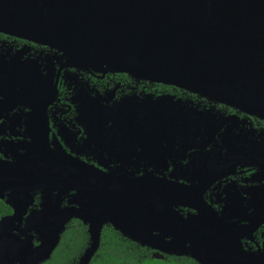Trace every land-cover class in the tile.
Returning <instances> with one entry per match:
<instances>
[{
	"label": "water",
	"instance_id": "95a60500",
	"mask_svg": "<svg viewBox=\"0 0 264 264\" xmlns=\"http://www.w3.org/2000/svg\"><path fill=\"white\" fill-rule=\"evenodd\" d=\"M197 4L0 0V31L53 45L76 68L176 86L264 119V0H205L202 11ZM71 159L0 160V200L12 210L0 218V264L48 261L71 219L87 234L71 264L89 263L104 225L141 247L197 264H264V250H244L247 233L201 199L211 183H125ZM178 207L196 214L183 216ZM156 253L151 257L162 259Z\"/></svg>",
	"mask_w": 264,
	"mask_h": 264
},
{
	"label": "flooded vegetation",
	"instance_id": "af4514ba",
	"mask_svg": "<svg viewBox=\"0 0 264 264\" xmlns=\"http://www.w3.org/2000/svg\"><path fill=\"white\" fill-rule=\"evenodd\" d=\"M47 154L125 183H211L203 202L247 233L244 250H264V119L176 86L76 68L53 45L0 31V160Z\"/></svg>",
	"mask_w": 264,
	"mask_h": 264
},
{
	"label": "trees",
	"instance_id": "16d2710c",
	"mask_svg": "<svg viewBox=\"0 0 264 264\" xmlns=\"http://www.w3.org/2000/svg\"><path fill=\"white\" fill-rule=\"evenodd\" d=\"M10 209L0 200V218ZM85 227L77 220L66 224L59 242L48 261L42 264H70L85 247ZM152 251L122 238L108 226L100 232L98 248L88 264H197L187 257H151Z\"/></svg>",
	"mask_w": 264,
	"mask_h": 264
},
{
	"label": "bare ground",
	"instance_id": "6f19581e",
	"mask_svg": "<svg viewBox=\"0 0 264 264\" xmlns=\"http://www.w3.org/2000/svg\"><path fill=\"white\" fill-rule=\"evenodd\" d=\"M196 1H198L197 8H198L200 11L204 10V4H203V3H205V0H196ZM199 224H201V225H203V226L206 225V223H205L202 219L199 220Z\"/></svg>",
	"mask_w": 264,
	"mask_h": 264
},
{
	"label": "rangeland",
	"instance_id": "374dc122",
	"mask_svg": "<svg viewBox=\"0 0 264 264\" xmlns=\"http://www.w3.org/2000/svg\"><path fill=\"white\" fill-rule=\"evenodd\" d=\"M108 226H110V225H108ZM125 239V238H124ZM152 252H154V253H156V251H152ZM158 256H161L162 258L164 257V256H166V255H163V254H160L159 252L158 253H156Z\"/></svg>",
	"mask_w": 264,
	"mask_h": 264
}]
</instances>
